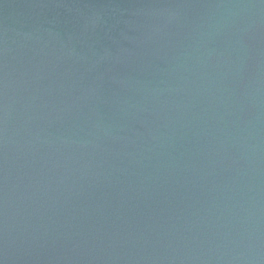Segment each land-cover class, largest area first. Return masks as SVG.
Listing matches in <instances>:
<instances>
[{
	"label": "water",
	"instance_id": "obj_1",
	"mask_svg": "<svg viewBox=\"0 0 264 264\" xmlns=\"http://www.w3.org/2000/svg\"><path fill=\"white\" fill-rule=\"evenodd\" d=\"M0 264H264V0H0Z\"/></svg>",
	"mask_w": 264,
	"mask_h": 264
}]
</instances>
